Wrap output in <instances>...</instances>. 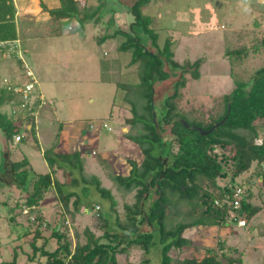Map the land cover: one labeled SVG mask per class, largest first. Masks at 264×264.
Here are the masks:
<instances>
[{
    "label": "rangeland",
    "instance_id": "obj_1",
    "mask_svg": "<svg viewBox=\"0 0 264 264\" xmlns=\"http://www.w3.org/2000/svg\"><path fill=\"white\" fill-rule=\"evenodd\" d=\"M96 1L99 0H77V4L80 7L95 5ZM257 1L156 0L142 8L144 14L153 18L151 27L154 26L158 32L164 26L166 27V24L173 28V32L170 33L177 41L172 47L174 60L184 64L186 62H190L188 64H193L195 61L201 62L199 68H197V78L191 76L194 68L186 67L183 72L185 84L178 91L177 110L187 116L188 119L204 122L213 121L222 113V97L230 94L234 89L235 81H248L253 72L264 65V48H260L261 50L258 53L248 52L247 57H244V54L237 55V52L234 51L244 46L253 48L264 37V20L260 25L253 18L254 10L264 15V6ZM41 2L45 5L46 10L40 6ZM107 3H110L116 11L113 15L107 14L102 17L100 28L98 26L92 28L89 24L86 28L81 29L79 24L72 20L66 24L61 36L52 37L49 34L54 27L49 21L50 16L47 10L57 8L58 0H47L45 2L36 0L34 3L36 7L31 10L35 14L32 23H25L31 24V30L29 29L30 31L26 32L29 37L25 41V46L22 47L20 55H15V58H12L11 54L6 52V63L8 64L5 66L9 67V64H12L9 71L2 68L4 62H2L3 64L0 63L2 66L0 67V74H2L0 77L4 79L0 80V86H7L9 83L20 86L26 83L27 79L24 75L26 70L17 63L19 57L22 64L27 66V69L33 73L37 80L38 84L35 86L34 93L37 96L40 94L44 96L49 104L44 99L45 104L43 107L49 105L46 112L50 110V107L52 111L49 112V120H47L51 124H46V122H43L45 123L43 124L40 121L41 117H39V110L43 107L37 110L39 115L34 118L37 130L40 127L43 128L42 130L46 129L54 132L59 124L65 121V123H78L70 126L76 130L79 129V131L82 127L87 132L96 131V137L91 135L90 140L86 136L83 138L84 145L87 143L91 147L90 150L80 149L82 150L80 163L83 172L81 174L79 171L74 170L73 176L78 181H76L77 185L75 184V187L70 188L72 177L68 176L67 172L70 165L67 162L64 163L60 160L54 167V175L59 179L58 182L60 181L59 183L62 184L66 182L65 184L70 185V189L63 185L62 190H74L80 197L79 212L75 215L74 220L72 221L69 214L65 217L69 226L68 240L71 242V248H74L78 240L82 243L85 242V235L83 234L85 228H88L96 236H101L104 229H106L103 218L107 219V226L110 224L109 227L112 229L117 228L116 221L118 219L121 221L125 219L124 206H130L134 203L136 190L132 189L130 192L125 193L111 181V176H127L130 171L127 160L139 162L142 158V153L137 146L123 137L127 133L136 135L142 125L138 123L131 128L125 121L132 119L133 113L131 112V105L125 100L126 91L119 87V85L139 82L137 74L139 63L130 65V51L125 52L118 49L125 40L124 37L118 36L107 40L101 46L96 45L97 39L115 29L121 28L126 34L134 35L129 26L134 22V17L130 14V7L135 3V0H107ZM110 18L113 22L112 26L109 24ZM258 18L261 19V16H258ZM160 35L158 43L162 45L164 34L160 32ZM151 51L154 50L151 49ZM103 57H106L111 63L101 64ZM178 73L181 72L175 71V74ZM178 80L177 77H174L160 88V94H157L155 99L156 105H159L158 103L162 99L161 96L165 92L167 94L172 93L171 89L169 92L167 89ZM136 97L139 98V96ZM18 100L20 98L16 96V101L18 102ZM132 102L136 103L137 113L143 115L144 110L141 108L140 100L134 98ZM138 105H140L139 108ZM11 107L12 105L7 104L1 110L8 114L13 113L15 118L19 115L22 119L28 115V112H21L22 109L17 106L12 109ZM29 129L30 125H26V130L24 126L23 132L18 135L21 137L20 140H25L15 142L18 145L10 147V162L19 161L24 157L27 158V161H30V168L28 166L24 167L28 169V179L36 174L50 173L47 163L42 157V153L50 145V142H47L49 137L47 139L44 135H41L40 132L42 131L40 130L39 136L38 133L36 135L39 138H37L38 146L28 132ZM262 131V128L259 129V133ZM95 143L96 146H94ZM93 147H95L96 154L91 152ZM228 150H224L227 156L231 154V151ZM47 151L49 155H53L50 150ZM221 151V149H217L215 152L220 153ZM89 152L91 153L89 154ZM176 152L177 146L173 145L171 153L175 154ZM100 158H104L106 163H99ZM57 165L62 166V168L58 169ZM2 171L3 167L0 168V173ZM250 174L252 173H244L237 177L236 181L242 184L243 187L246 185L244 182L246 177ZM94 176L99 179L103 188L110 191L116 204L114 209H111L110 200L102 198L96 191L94 184L88 185L82 181L83 178L91 179ZM249 179L252 180L250 184L252 197L248 203L263 208L264 186L261 185L262 179L255 176L249 177ZM221 182L224 183L222 180ZM14 185L6 186L5 195H0V261L10 260L13 252L16 251L18 264H44L46 262L44 258H41V260L36 259L33 263L25 262L23 255H28L27 252L30 251L28 241H31L34 235L30 233L36 228L38 222L36 220L33 224L29 222V218L26 216L28 209H22L21 214L19 213L20 209L15 208L18 201L23 202L26 198V190ZM84 186L86 188L82 191ZM242 190L244 191V189ZM52 194L48 195L53 196ZM46 196L42 201L43 209L40 208L42 215L51 224V229L55 228L56 231H59L63 219L59 210L60 206L54 202L56 199L53 197H50V199ZM73 200L72 198L70 201L71 205ZM4 201L5 203H3ZM91 204H96L100 208L102 219L95 215L98 209L96 206L93 209L87 206ZM148 207L149 203L146 202L144 210L146 211ZM38 208L39 206H36V209ZM12 210H15L18 214L15 221L12 222L13 225H10L8 215ZM34 211V214L38 213V210ZM173 214L172 212V222L188 221L183 220L181 217H174ZM33 219L34 216H31L30 221L32 222ZM250 223H254V226H257L256 228L263 224V226L261 225L262 229H257L253 234L255 233L254 235L264 243V209ZM250 223L247 225L248 228ZM228 224L220 230L213 227L195 226L183 231L181 237L187 239L190 245L183 246L181 250L171 249L169 255L173 260L172 263L174 264L185 258L201 259L206 255L208 249L213 250L215 254H222V256L232 259L238 258L239 252H241L239 248L243 250L242 248L246 246H239L238 252L236 250L235 252H229L228 249H224L225 252L223 253L218 251V242L223 238L228 241L225 248H232V245L237 246L236 241L229 238L230 234L232 235L231 231L235 228V223ZM51 229L45 230V237L49 236ZM145 229L148 230L145 226L141 227L139 231L144 232ZM21 232H27L29 235L19 238L18 235ZM75 232H78L79 237L75 236ZM237 232L242 235L247 230L241 228ZM249 233L252 234L250 231ZM156 239L154 237L147 255L143 254L138 248L131 247L127 249L126 254L117 255V264H143V261L147 258L148 264H159L162 245ZM38 244H41V241ZM55 247V241L51 240V245L49 243L47 248L51 250ZM263 250L264 247L258 252L259 257ZM255 264H257V261Z\"/></svg>",
    "mask_w": 264,
    "mask_h": 264
},
{
    "label": "trees",
    "instance_id": "obj_2",
    "mask_svg": "<svg viewBox=\"0 0 264 264\" xmlns=\"http://www.w3.org/2000/svg\"><path fill=\"white\" fill-rule=\"evenodd\" d=\"M153 1L156 0H135L130 7L134 22L130 24L129 29L134 33L133 36L119 28L103 34L96 40V45L101 46L109 39L124 37L125 40L118 49L125 52L130 51V65L139 63L137 73L139 82L119 85V87L126 91L125 100L131 105L133 113V118L125 121L131 128L138 123L142 125L136 135L127 133L123 137L137 146L142 153V158L139 162L127 160L130 166L127 176L113 174L111 176V181L125 193L132 189L136 190L134 203L124 206L125 219L123 221L118 219L115 229L110 228V224L107 226V219L102 217V211L96 204L87 205L90 209L95 206L98 208L95 215L99 219H104L106 229L101 236H96L85 228L83 230L85 242L78 240L74 248H71V242L68 240L69 226L65 217L69 214L72 221L74 220L79 212L80 197L74 190L64 191L62 188L63 185L68 188L70 185V188L77 185V179L73 175L74 170L81 174L83 172L80 163L81 153L53 154L51 152L53 155H49L47 150L44 151L43 155L50 168V173L36 174L30 179H28V169L24 168L28 166L27 158L13 162L3 160L0 163V168L3 167L0 173V195L4 196L5 187L13 184L15 187L26 190V198L23 202L18 201L15 208L20 209L21 214L22 209H28L26 216L29 222L32 224L35 220L38 222L31 233L28 231L34 235L31 241H28L30 249L27 252L28 255H23L27 263L44 258L46 259L44 264H117V255L126 254L127 249L131 247H136L147 255L155 237L156 241L162 245L159 264H173L169 255L170 250H181L183 246L190 245L187 239L181 237L186 229L203 226L220 230L226 226V223H236L240 219L250 220L260 210L248 201L252 197L250 192L252 180L249 177L261 178V185L264 186V165L262 163L264 141L262 145L255 144L257 138L264 140V65L256 69L248 81H235L234 89L230 94L222 97V113L213 121L188 119L177 110L178 91L185 84L183 72L186 67H193L191 76L197 78V68L201 62L184 64L174 60L172 47L177 41L170 33L173 32V28L166 24L168 28L164 26L158 32L154 26L151 27L153 18L142 12V8ZM40 4L46 10L45 5L42 2ZM114 11L116 9L107 3V0H99L95 5L81 7L78 6L77 0H58L57 8L47 10L50 16L49 21L54 27L49 35L61 36L66 24L72 20H75L81 29L89 24L92 28L95 26L100 28L102 17L107 14L113 15ZM15 15L14 1L0 0V42L17 39ZM109 24L110 26L113 24L111 18ZM160 32L164 34L162 45L158 43ZM260 48H264V37L253 48L244 46L234 51L237 55L244 54V57H247L248 52L258 53ZM0 53L6 57V48H0ZM15 55L12 54V58H15ZM109 61L103 57L101 64ZM17 63L24 68L20 59H17ZM175 71L181 73L175 74ZM174 77L179 80L167 89L168 92L171 89L172 93L165 92L166 94L161 96L159 105H156L155 99L156 95L160 94V88ZM33 96L37 95L34 93ZM14 98L16 96L7 89V86H0V132L6 145H12L14 137L23 132L24 126L26 130V125H30L28 132L36 141L37 128L30 114L36 109L35 107L31 106L26 111L28 115L24 117L25 120L19 115L15 118L13 113L8 114L1 110L4 105H13ZM134 98L140 100L141 108L144 110L143 115L137 113L136 103L132 102ZM19 104L20 102L16 101L15 105L19 106ZM222 120L224 121L218 127L204 136L191 129V127H198L207 131ZM183 123L189 128H186ZM261 128L263 131L259 133ZM173 145L177 146L175 154L171 153ZM217 149L222 151L215 152ZM226 149L231 151L228 156L224 151ZM60 160L70 165V169H67L68 176L72 177L69 186L65 184L66 182L59 183L52 177L55 172L54 167ZM99 161L101 164L106 163L104 159H99ZM57 168H62V166L57 165ZM244 173H252L244 181L246 187H242V184L236 181L237 177ZM82 181L88 185L94 184L96 191L102 198L109 199L111 209H114L116 204L110 191L101 186L97 177L83 178ZM85 188L86 186L82 188V191ZM239 188L244 189V198L240 201L239 208L234 209V194ZM50 193H53V198L57 199L61 206L63 219L59 231L55 228L51 229V224L42 215L41 209L43 208L36 209V206H40V202L44 200L45 195ZM72 198L74 200L71 205ZM146 202L149 203V207L145 211ZM34 210H38V213L34 214ZM172 212L174 217H181L188 221L172 222ZM17 214L15 210L9 213L8 223L10 225H13L12 222L15 221ZM31 216H34L32 222L30 221ZM145 226L148 230L140 232L139 229ZM47 229H51V233L45 237L44 232ZM28 233L21 232L18 237H25ZM74 234L79 237L78 232ZM51 240L55 241L56 247L50 250L47 247L49 243L51 245ZM39 241L41 244H38ZM218 245V251L222 253L226 249L229 252L234 251L233 248H225L226 239L224 238L218 242ZM206 252L201 259L185 258L174 264H242L240 257L232 259L222 254H215L210 249ZM17 260L18 255L14 251L10 260H2L0 264H18ZM143 264H148V258L143 261Z\"/></svg>",
    "mask_w": 264,
    "mask_h": 264
},
{
    "label": "crops",
    "instance_id": "obj_3",
    "mask_svg": "<svg viewBox=\"0 0 264 264\" xmlns=\"http://www.w3.org/2000/svg\"><path fill=\"white\" fill-rule=\"evenodd\" d=\"M13 1H14V5L16 7L15 23H16L18 35H17V39L16 40H12V41H19V43L21 44V50H22V47L25 46V41L29 37L26 32L29 29L31 30V27H30L31 24H25V23L26 22L27 23H32V20H33L35 14H33L31 12V10L36 7V5L34 4L36 2V0H27V1L26 0H13ZM41 1L45 2L47 0H41ZM258 3H259V1H258ZM30 7H31V9H30ZM258 16H261V19H259ZM253 18H254V21L256 20V21H258V23L260 25H262L261 22L264 20V15L260 14L259 11H255V10L253 11ZM263 32H264V28H263ZM263 36H264V34H263ZM2 54L0 53V63L3 64L2 62H4V66L2 67L1 64H0V67H2L4 70L6 69L7 71H9L12 68V64H9V67H6L5 65L8 64V63H6V57L2 56ZM0 75H2V74H0ZM0 80L1 81L4 80L3 77L2 78L0 77ZM39 96L44 98V96H42L41 94ZM44 99L46 100V98H44ZM14 102L16 104V98H14L13 103ZM46 102L48 103L47 100H46ZM53 103H54V101H53ZM15 104H13V105L11 104L12 105L11 109L13 107L15 108V106H16ZM52 104H51V106H52ZM48 108H49V105L46 106V107H43L42 109L39 110L40 111L39 112V114H40L39 117H41L40 118L41 123H43V122H46V124L50 123V121H47V120H49V112L51 111V107H50V110L46 112V109H48ZM12 111L16 112L14 110H12ZM43 124H45V123H43ZM71 124L77 125L78 123H76V122L75 123L74 122H66L65 123V121H63L62 123L59 124V127L54 132L48 131L46 129L42 130L43 128L38 127V130L36 131V135L38 133V136H39V132L41 130L42 131V132H40L41 135H44V137H46L47 139L49 137L47 142H50V145H49L47 150H50L53 154H68V153L71 154V153H75V152H80L82 154V150H80V149L90 150L89 148L91 146L87 145L86 141H85L86 144L84 145V142H82V141H83V138H85V136L89 140L91 139V135H94V137H96L95 136V132L96 131L95 132L94 131H88L87 132V131H85L83 129V127L79 131V129L76 130L75 128H72L70 126ZM38 136H36V141L34 139L33 140L39 146V143H38V140H37ZM17 145H18V143H15V142H13L12 145L11 144H7L6 145L4 139H3L2 135H1V132H0V147H1V149H0V163H2L3 160L4 161H7V160L10 161V147L17 146ZM96 145L97 144L95 143L94 146H96ZM91 152H95V154H96L95 147L92 148ZM91 152H89V154ZM42 157L44 158L43 153H42ZM100 159H104V158H100ZM44 160H45V158H44ZM45 162H46V160H45ZM99 163H100V161H99ZM29 165H30V161H28V167H29ZM47 167H48V165H47ZM49 171H50V168H49ZM54 174H53L52 177H54L58 181L59 179H57L56 175H54ZM46 197L50 198V197H54V195L53 196H49L47 194ZM54 202L56 204L58 203V205L60 206V203H59V201L57 199ZM42 204L43 203L41 201L39 207L43 208ZM47 208H48V206H47ZM263 209H264V207L260 208L259 212L254 217H252L250 220L244 219L246 221L245 226L239 227L237 225V223H235V228H234V230L231 231L232 235L230 234L229 238H230V240L233 239L234 241H236V244H237V246L236 245H232L231 246L234 249V252H235V250H236V252H238L237 250H238L239 246H241V245L246 246L245 248L244 247L242 248L243 250H241L239 248V251H241V252H239L240 253L239 257L241 258L242 264H255L256 261H257V264H263L264 250L262 251V254L260 255V257L258 256V252H260V250L264 247V243L262 242V240L260 238L256 237V235H254L255 233L253 234V232L257 231V229L261 230L263 224L259 223L260 226L258 228H256L257 226H254V223H250V221L252 219H254L261 211H263ZM59 210H60V213H61V206H60ZM249 223H250V226L248 228L247 225ZM227 225H229V224L226 223V226ZM241 228H244L245 231L247 230L248 233H249V231L252 232V234L249 233V235H248L247 232H245V234L243 232L242 235H241V233L237 232ZM224 239H226V238H224ZM226 242H228L227 239H226ZM243 242H244V244H243ZM261 243H263V244L261 245ZM248 248H250V249H248ZM258 248H259V251H258Z\"/></svg>",
    "mask_w": 264,
    "mask_h": 264
},
{
    "label": "built area",
    "instance_id": "obj_4",
    "mask_svg": "<svg viewBox=\"0 0 264 264\" xmlns=\"http://www.w3.org/2000/svg\"><path fill=\"white\" fill-rule=\"evenodd\" d=\"M260 4L264 6V0H258ZM0 48H6V52H9V54H16L20 55L21 53V45L19 41H10V42H0ZM7 54V53H6ZM21 60V58L19 57ZM24 69L26 70L25 72V78L27 79L26 83L23 85H15L13 83H9L7 85V89L9 91H12V93L15 96H19L20 104H19V109H22L21 112L23 111H28V109L32 106L35 107V111H32L30 114L34 118L38 115L37 110L42 108L43 105L45 104L44 98L41 96H33L35 86L38 84L37 80L35 79L33 73L27 69V66L24 65ZM35 97V98H34ZM37 102V103H36ZM34 104V106H33ZM36 105V106H35ZM20 135H16L14 137V142H19L20 141ZM263 138H257L255 140L256 145H262L263 144ZM263 165H264V159H263ZM244 198V191L242 189H237L234 194V201H233V208L237 209L240 206V201ZM238 226H245V221L244 219H240L237 221Z\"/></svg>",
    "mask_w": 264,
    "mask_h": 264
},
{
    "label": "water",
    "instance_id": "obj_5",
    "mask_svg": "<svg viewBox=\"0 0 264 264\" xmlns=\"http://www.w3.org/2000/svg\"><path fill=\"white\" fill-rule=\"evenodd\" d=\"M224 120H222L221 122L215 124L212 128H210L207 131H203L198 127H191V129L196 130L198 133H200L201 135H207L208 133H210L215 127H218ZM185 125L186 128H189L185 123H183Z\"/></svg>",
    "mask_w": 264,
    "mask_h": 264
},
{
    "label": "clouds",
    "instance_id": "obj_6",
    "mask_svg": "<svg viewBox=\"0 0 264 264\" xmlns=\"http://www.w3.org/2000/svg\"><path fill=\"white\" fill-rule=\"evenodd\" d=\"M237 223V222H236ZM240 227V226H239Z\"/></svg>",
    "mask_w": 264,
    "mask_h": 264
}]
</instances>
